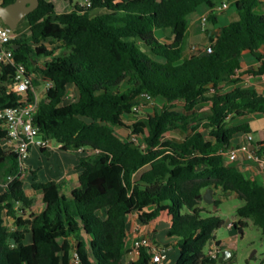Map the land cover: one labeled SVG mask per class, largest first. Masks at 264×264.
Masks as SVG:
<instances>
[{
	"label": "trees",
	"instance_id": "1",
	"mask_svg": "<svg viewBox=\"0 0 264 264\" xmlns=\"http://www.w3.org/2000/svg\"><path fill=\"white\" fill-rule=\"evenodd\" d=\"M15 1L0 0L2 6ZM91 2L86 9L77 0H40L25 17L29 36L12 42L15 64L25 65L33 86L53 83L39 101L35 125L62 151L87 155L79 157L81 174L74 182H40L31 171L32 189L43 201L36 214L24 178L17 177L18 155L2 146L8 133L0 120V182L14 178L0 191V264H125L133 214L143 225L165 214L171 218L167 237L174 243L152 241L177 250L175 264H216L220 256L210 258L207 248L214 243L226 249L216 237L225 225L218 192L242 201L231 229L240 231L251 221L264 236V184L225 162L235 136L251 132L248 123L236 120L264 115V95L236 78L247 54L260 63L248 73L264 75V0H236V16L219 33H210L213 51L191 56L182 46L190 16L204 8L209 24L217 25L213 10L225 0ZM157 30H169L170 40L157 38ZM1 67L0 110L22 105V96L8 92L16 67ZM68 85L77 87L79 98L63 106ZM146 94L161 107L127 125L123 114ZM28 101H34L32 91ZM204 105L209 109L201 112ZM117 128L130 130L141 144L123 139ZM169 132L187 136L176 141L167 138ZM257 147L264 154V143ZM211 188L216 211L200 198ZM152 258L141 248L131 264H155Z\"/></svg>",
	"mask_w": 264,
	"mask_h": 264
},
{
	"label": "rangeland",
	"instance_id": "2",
	"mask_svg": "<svg viewBox=\"0 0 264 264\" xmlns=\"http://www.w3.org/2000/svg\"><path fill=\"white\" fill-rule=\"evenodd\" d=\"M78 2H84L85 0H77ZM227 3H229V9L226 11H223L221 13H218V24H208L207 30L209 33L218 32L220 28L223 25L228 24L230 21H232L233 17L236 16V10L234 7V2L236 0H225ZM206 9L200 8L197 14L202 15ZM99 11L93 10L91 14L96 15ZM190 18H189V26H190ZM166 30H157L156 36L157 38H161L163 41H168L169 39L168 35L166 34ZM206 31H202L201 28L197 29V32L195 34V43H200L201 46H206L209 43V40L206 35ZM15 34L17 36L19 35H25L29 36L30 29L27 19H23L18 26V28L15 30ZM208 34V33H207ZM204 36V37H203ZM203 38V39H202ZM190 35L187 34V36L184 39V42L182 44L184 53H186L190 43H191ZM54 45H50V48H53ZM191 48V47H190ZM61 50H59L57 53H60ZM248 63H251L252 60L249 58H245ZM40 67H44V60L40 61ZM255 69V68H254ZM36 93L41 100L45 96V83L43 81H40V85L36 87ZM79 98V91L76 86L74 85H68V93L65 98L64 104L70 105L72 102H75ZM162 105V102L157 101L155 99L148 100L146 98H141L137 103V113H134V110L128 113L123 114V118L125 120V123L129 126H131L134 121L140 120L142 117H146L148 114H153L155 109H159ZM178 109L181 110V105L178 106ZM209 106L204 105L200 109L201 112L208 111ZM260 122H264V119L262 121H257V125L260 124ZM119 136H121L123 139L128 141L136 142L137 144H141V139L137 135H134L131 133L130 130L125 128H117L116 129ZM201 132L208 136V130L201 129ZM190 133V132H189ZM187 134L183 132H169L167 134V138L176 140V141H182L186 138ZM256 140H260L262 138V135L259 131H256ZM52 149L50 150V153L52 156L40 155L38 154H32V158L30 159L29 163L31 166L36 170L46 171L50 169L52 166H57L60 164L61 158L63 156V153H60L58 150V144L55 141H51ZM3 148L8 151L10 148L4 143ZM30 178V176H29ZM29 178L26 176L24 177L25 181V188L30 193L31 197H33L35 201V205L32 209L33 212L36 214L40 213L43 207V201H42V195L39 192H33L31 191V182L29 181ZM217 198L221 200V205L218 209V215L221 216L223 221L225 222V225L221 227L219 230L216 231V237L217 239L221 240L223 243V246L226 248L225 250H221V255L224 251H231L233 253V259L228 264H264V236L259 228L254 226L251 221H249V225L243 229V233H240L239 231H236L234 229L230 228V225L233 222H237L240 218L237 215V209L242 205V201L235 195V194H223V193H217ZM203 206L206 207L210 211H216L214 204H208L206 202L203 203ZM163 244L166 246L172 245V240L165 237L163 239ZM211 247H216V245L213 243ZM210 247L207 248V252H210ZM171 253H177V250H171ZM220 255V257H221ZM200 264H213L211 261L203 260L200 262ZM216 264H221L220 262Z\"/></svg>",
	"mask_w": 264,
	"mask_h": 264
},
{
	"label": "built area",
	"instance_id": "3",
	"mask_svg": "<svg viewBox=\"0 0 264 264\" xmlns=\"http://www.w3.org/2000/svg\"><path fill=\"white\" fill-rule=\"evenodd\" d=\"M80 6L88 9L91 8V0H85L80 3ZM229 3L224 2L217 6L213 11L215 13H221L229 9ZM2 5L0 2V11ZM209 13L203 15L200 20L202 27L205 30L208 27ZM17 38L15 30L6 25L0 16V72L2 71L1 64L7 66H15V77L14 82L8 87L9 93H16L22 96V105L16 107H8L0 110V120L3 122V126L8 133L7 144L10 146L9 150H14L18 155V163L20 172L17 177L24 178L27 173V160L30 156L33 148L48 149L52 148L51 140L45 138L39 127L34 123V115L37 112L39 98L36 93V88L33 86V77L28 73L27 68L23 64L16 65L14 61L13 49L11 48L12 42ZM214 41H209L206 46H192L191 52L193 55L209 54L213 51ZM53 83L50 80L45 82V90L50 89ZM29 91L34 93V101H28ZM144 98L153 100L150 95H144ZM137 107V106H136ZM134 107V111L137 108ZM249 142L253 141L251 135L248 136ZM60 147V145H58ZM239 154H243L248 160L255 161L262 164L264 167V154L258 153V148L255 146L250 148L248 145H242L237 150H234L225 155V162L231 163L238 159ZM13 177H9L5 182H0V191H4L7 185L13 180ZM233 223L230 225L232 227ZM12 229L11 231H13ZM146 248L152 255V261L155 264L162 263L167 256V252L162 247L156 246L151 237L146 234L136 236L133 239L132 250L130 256L132 260H136L139 256L140 249ZM221 255V249L211 247L209 257L212 259H218Z\"/></svg>",
	"mask_w": 264,
	"mask_h": 264
},
{
	"label": "crops",
	"instance_id": "4",
	"mask_svg": "<svg viewBox=\"0 0 264 264\" xmlns=\"http://www.w3.org/2000/svg\"><path fill=\"white\" fill-rule=\"evenodd\" d=\"M209 12H210L209 10H205L202 15L195 13V14L190 16V22L191 23H190V26L188 27L187 34L190 35V39L192 41H191V43H190V45H189V47L185 53L186 56L193 55L191 52L192 46H195V45L201 46L200 43L199 44L195 43V41H194V39L196 38L195 34L197 32V29H199V28H201L202 31H206V32L208 31L207 29L206 30L203 29L200 18ZM20 23H19V25H20ZM166 31H167L166 34L170 38L169 30H166ZM219 31L214 32V33L217 34V33H219ZM207 33H206V35H207V38L209 40L210 33L209 32H207ZM187 34H186V36H187ZM167 40L169 41L170 39H167ZM202 46H204V45H202ZM261 53L264 57V49L261 50ZM249 57H250V60H252L251 63H248L247 60L245 59V58H249ZM259 66H260V63L257 62L254 57H252L249 54L245 55L244 60L241 64V69L237 72L236 78L240 80L239 85L244 86V87L254 88L260 94L264 95V75L254 76V75L248 73L252 70H256ZM44 92L46 93V90H44ZM63 106H67V105H65L63 103ZM262 119H264V115H248L244 118L237 119L236 120L237 124L248 123L249 127L251 129V132L250 133H240V134L236 135L233 142H232L231 149L228 153H230L234 150H237L238 148H240L242 145H245V144L248 145L250 148H253L255 146L257 147L258 143H264V122L263 123L260 122V124L257 125V121H262ZM256 131H259L262 135V138L259 141L256 140V138H255ZM249 135H251L253 137L252 142H249V140H248ZM4 143L8 147H10L6 141ZM4 143H2V146ZM58 150L60 151V153H63L60 164L57 166H53V167L51 166L50 169H48L46 171H41L40 169L36 170L29 163L30 159L32 158V154L35 153V154H38V156H40L42 154L45 155V153H43L41 151V149H38V148H33L31 150L30 156H29L27 163H26L28 172L25 175L27 178H29V176H30L29 181L31 182V191L35 192L32 189V184H33L34 180H33V175L31 174V171H36L38 173V178H39L40 182H49V181H56V182H70V181H72V182H74V181L78 180V177L81 174V170H77V165L79 163V157L87 155V152H84L82 150H80L78 152H65V151H62L59 146H58ZM46 154L48 156H52V154L50 152L46 153ZM227 164L237 165L248 177H250L253 180H257L260 183L264 184V167L262 164H259L255 161H252V160H248L243 154H239V157L236 161L231 162V163H227ZM24 188H25V186H24ZM25 190L27 191V194L29 196H31L26 188H25ZM65 192L66 193L70 192V188L68 186L65 188ZM42 209H43V207H42ZM6 224H7L8 230L11 231L12 229H15L12 220L7 219ZM170 226H171V218L166 214L162 215L157 221H155L149 225L141 224L138 220V217L135 214L130 215L128 218V234H129L128 240H129V246L130 247H129V254L125 260V264H131L133 262L132 257L130 256V251L132 250L133 239L136 236L146 234L149 237H151V239H155L158 243H160L162 245L163 239L165 237H167V231L170 228ZM170 240H172V244H173L174 240L173 239H170ZM171 250H175V249L168 248L166 251L167 252L166 259L162 263H159V264H175L176 263V261L179 258V253H178V251H177V253H171Z\"/></svg>",
	"mask_w": 264,
	"mask_h": 264
},
{
	"label": "water",
	"instance_id": "5",
	"mask_svg": "<svg viewBox=\"0 0 264 264\" xmlns=\"http://www.w3.org/2000/svg\"><path fill=\"white\" fill-rule=\"evenodd\" d=\"M40 5V0H16L14 3L8 6H2L0 11V16L3 22L16 30L19 23L30 13L34 12ZM17 49V46H14ZM200 198L208 204H214V189H208ZM217 210V206H215ZM243 233V229L239 231ZM233 253L231 251H224L219 258L220 263L228 261L232 257Z\"/></svg>",
	"mask_w": 264,
	"mask_h": 264
}]
</instances>
